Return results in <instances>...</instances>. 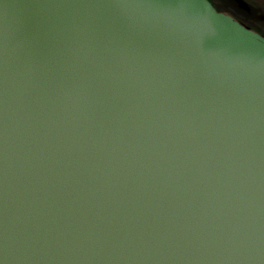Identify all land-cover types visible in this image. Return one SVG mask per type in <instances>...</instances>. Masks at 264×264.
Returning <instances> with one entry per match:
<instances>
[{
    "label": "water",
    "instance_id": "obj_1",
    "mask_svg": "<svg viewBox=\"0 0 264 264\" xmlns=\"http://www.w3.org/2000/svg\"><path fill=\"white\" fill-rule=\"evenodd\" d=\"M0 264H264V36L209 0H0Z\"/></svg>",
    "mask_w": 264,
    "mask_h": 264
},
{
    "label": "rangeland",
    "instance_id": "obj_2",
    "mask_svg": "<svg viewBox=\"0 0 264 264\" xmlns=\"http://www.w3.org/2000/svg\"><path fill=\"white\" fill-rule=\"evenodd\" d=\"M214 3L223 11H227L230 13H241L239 18L241 17L242 10H246L248 7L253 8V16L247 15L248 18L252 19L248 20L242 17L244 21H247L251 27H255L259 29V31L264 33V0H213ZM238 9V10H237ZM245 12V11H244ZM241 19V18H240Z\"/></svg>",
    "mask_w": 264,
    "mask_h": 264
},
{
    "label": "flooded vegetation",
    "instance_id": "obj_3",
    "mask_svg": "<svg viewBox=\"0 0 264 264\" xmlns=\"http://www.w3.org/2000/svg\"><path fill=\"white\" fill-rule=\"evenodd\" d=\"M209 1H211L212 2V4L216 7V9L217 10H219V11H222V12H225V13H227V14H229V15H231V16H233L235 19H237L238 21H240L242 24H244L245 26H247V27H249V28H251V29H253V30H255V31H257L258 33H260L261 35H263L264 36V33L262 32H260L259 31V29H257V28H255V27H251L250 25H249V23L247 22V21H244L243 19H242V17L243 18H245V19H248V20H251L252 21V19H250V18H248L247 17V15H250V16H253V8L252 7H248V8H246V10H242V14H244V15H241V19L238 17L241 13H236V12H234V13H230V12H227V11H223L222 9H220L215 3H214V1L213 0H209ZM238 10V9H237ZM238 15V16H236V15Z\"/></svg>",
    "mask_w": 264,
    "mask_h": 264
}]
</instances>
